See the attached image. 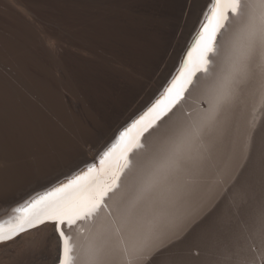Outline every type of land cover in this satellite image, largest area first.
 <instances>
[{
    "label": "bare ground",
    "instance_id": "bare-ground-1",
    "mask_svg": "<svg viewBox=\"0 0 264 264\" xmlns=\"http://www.w3.org/2000/svg\"><path fill=\"white\" fill-rule=\"evenodd\" d=\"M32 1L40 0H0V213L97 162L120 128L165 86L210 6V0H53L52 14L40 15ZM23 23L26 29L18 31ZM195 79L201 85L184 93L169 113L172 129L200 120L209 108L205 78L198 73ZM217 127L224 156L210 171L201 206L178 226L169 250L185 246L219 207L221 215L239 214L233 185L254 181L255 195L261 194L259 93L246 89L240 102L221 110ZM153 141L160 142L155 135ZM111 171L101 182H111ZM125 175L126 170L118 181L122 188ZM86 229L80 221L71 226L45 221L0 244V264H51L62 256L61 231L75 246ZM206 234V243L199 239L184 248L204 255L175 264H212L213 246L223 237Z\"/></svg>",
    "mask_w": 264,
    "mask_h": 264
},
{
    "label": "snow or ice",
    "instance_id": "snow-or-ice-1",
    "mask_svg": "<svg viewBox=\"0 0 264 264\" xmlns=\"http://www.w3.org/2000/svg\"><path fill=\"white\" fill-rule=\"evenodd\" d=\"M198 73L207 84L209 108L200 120L172 129L169 113L185 92L201 85L199 79L194 83ZM246 89L258 92L264 105V0H210L206 20L164 94L119 131L97 162L17 208L14 221L0 223V243L45 221H80L87 229L75 246L60 233V264H149L201 206L210 171L225 153L218 116L240 102ZM110 171L111 182H101ZM260 193L255 195L254 181L233 185L240 212L216 216L209 225L223 237L213 246L212 264H264V165Z\"/></svg>",
    "mask_w": 264,
    "mask_h": 264
},
{
    "label": "rangeland",
    "instance_id": "rangeland-1",
    "mask_svg": "<svg viewBox=\"0 0 264 264\" xmlns=\"http://www.w3.org/2000/svg\"><path fill=\"white\" fill-rule=\"evenodd\" d=\"M53 0H40V1H32V7L33 9L36 11V13L40 14V15H50L53 12ZM33 19H30V24H32ZM16 29L18 31L24 30L26 29L25 24L23 23V27L21 25H19L18 27H16ZM29 29V26H28ZM221 211H222V207H219L218 209L215 210V212L213 214H211L205 221L204 223H202L196 230L195 233L193 234V236L190 238V240L187 241L186 245L181 247V248H177V249H172L169 250L167 248H165L164 250H161L160 252H157L152 258L149 259V264H163V262H160V260H155L154 259L157 257L158 258H168L169 262L168 264H175L177 263L179 260H181V254H186L187 256L190 255H204L205 252L204 250H198L197 248H191L188 251H185V247L187 246H192L193 244H195L202 236H205V234L209 231V225L211 224L212 220L215 219L216 216L221 215ZM184 250H183V249Z\"/></svg>",
    "mask_w": 264,
    "mask_h": 264
},
{
    "label": "water",
    "instance_id": "water-1",
    "mask_svg": "<svg viewBox=\"0 0 264 264\" xmlns=\"http://www.w3.org/2000/svg\"><path fill=\"white\" fill-rule=\"evenodd\" d=\"M209 8H210V6L207 8V12H206V14L204 15V17H203V19L200 21V23L198 24V26H197V28H196V31H195V33L193 34V36L191 37V39H190V41L188 42V44H187V47L185 48V50L183 51V54H182V56H181V59H180V62H179V65L177 66V68L175 69V71L173 72V74L171 75V77L168 79V81L165 83V86L164 87H166L167 85H169L172 81H173V78L175 77V76H177L178 75V73H179V71H180V68L182 67V65H183V63H184V61H185V59H186V55H187V52L188 51H190L191 50V48H192V46H193V44H194V42H195V40H196V38H197V35H198V33H199V31L201 30V28H202V26H203V23L205 22V20H206V17H207V14H208V10H209ZM218 38H219V36L217 37V40H218ZM194 80H195V78H194ZM163 87V88H164ZM162 88V89H163ZM186 93V92H185ZM158 95V94H157ZM157 95H155V97L151 100V102L156 98V96ZM184 98H185V95H184ZM183 98V99H184ZM182 100V99H181ZM150 102V103H151ZM149 103V104H150ZM141 111H139L137 114H135L132 118H135L136 116H138V114L140 113ZM126 124H124L121 128H123L124 126H125ZM121 128H120V130H121ZM119 130V131H120ZM119 133V132H118ZM110 144V143H109ZM108 144V145H109ZM108 145L106 146V147H108ZM105 147V148H106ZM207 234H205V236H206ZM205 236H202L200 239H203L204 241H205V243H206V241H208V239H207V237H205ZM60 259H61V256L60 257H58L57 256V258L51 263V264H60ZM187 259H189V256H187V255H185V257H181V260H183V261H185V260H187ZM183 261L181 262V263H183ZM186 262V261H185Z\"/></svg>",
    "mask_w": 264,
    "mask_h": 264
}]
</instances>
